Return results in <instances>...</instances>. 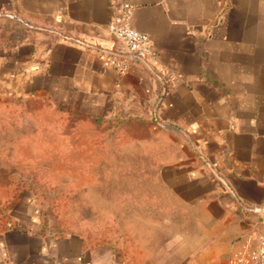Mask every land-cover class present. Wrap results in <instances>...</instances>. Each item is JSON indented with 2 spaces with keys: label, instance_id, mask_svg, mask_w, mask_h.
I'll use <instances>...</instances> for the list:
<instances>
[{
  "label": "crops",
  "instance_id": "0c3cea01",
  "mask_svg": "<svg viewBox=\"0 0 264 264\" xmlns=\"http://www.w3.org/2000/svg\"><path fill=\"white\" fill-rule=\"evenodd\" d=\"M121 2L156 53L124 75L61 37L122 50L107 31ZM29 102L113 126L130 146L117 152L149 159L164 217L185 226L173 264H231L257 246L264 212L242 205L264 209V0H0V108ZM28 184L0 198V264H127L108 241L44 225Z\"/></svg>",
  "mask_w": 264,
  "mask_h": 264
},
{
  "label": "rangeland",
  "instance_id": "374dc122",
  "mask_svg": "<svg viewBox=\"0 0 264 264\" xmlns=\"http://www.w3.org/2000/svg\"><path fill=\"white\" fill-rule=\"evenodd\" d=\"M8 105L0 108V198L23 192L25 179L44 225L108 241L127 264L187 256L182 218L178 229V219L164 217L169 208L149 159L117 152L130 146L116 143L113 126L34 102ZM27 161L38 166L23 170ZM7 204L0 201V226Z\"/></svg>",
  "mask_w": 264,
  "mask_h": 264
},
{
  "label": "built area",
  "instance_id": "2783aa9c",
  "mask_svg": "<svg viewBox=\"0 0 264 264\" xmlns=\"http://www.w3.org/2000/svg\"><path fill=\"white\" fill-rule=\"evenodd\" d=\"M117 8L118 12L113 16L107 31L111 38L122 47V50L106 49L84 40L67 36L61 37L86 50L94 51L104 68L112 69L117 74L124 75L133 64L143 63L148 59L154 60L156 53L151 49L148 36L136 31L130 25L133 5L121 2L118 4ZM199 158L205 165L210 167L211 171H213V167L206 159L201 156H199ZM225 188L228 193L233 195V191L229 186L225 185ZM242 207L247 211L264 212L262 208L244 205H242ZM231 264H264V234L258 237V243L254 249L237 256L233 259Z\"/></svg>",
  "mask_w": 264,
  "mask_h": 264
}]
</instances>
